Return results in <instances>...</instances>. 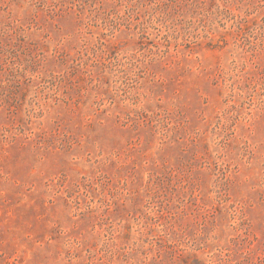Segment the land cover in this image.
Returning a JSON list of instances; mask_svg holds the SVG:
<instances>
[{
    "label": "rangeland",
    "instance_id": "374dc122",
    "mask_svg": "<svg viewBox=\"0 0 264 264\" xmlns=\"http://www.w3.org/2000/svg\"><path fill=\"white\" fill-rule=\"evenodd\" d=\"M0 264H264V0H0Z\"/></svg>",
    "mask_w": 264,
    "mask_h": 264
}]
</instances>
